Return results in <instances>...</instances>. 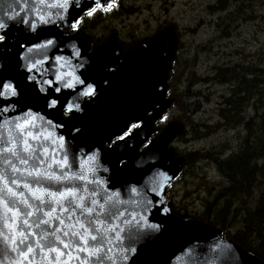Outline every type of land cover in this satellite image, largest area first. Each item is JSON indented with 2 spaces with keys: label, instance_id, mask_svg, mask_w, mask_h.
Here are the masks:
<instances>
[{
  "label": "water",
  "instance_id": "water-1",
  "mask_svg": "<svg viewBox=\"0 0 264 264\" xmlns=\"http://www.w3.org/2000/svg\"><path fill=\"white\" fill-rule=\"evenodd\" d=\"M114 2L0 0V38H4L5 51L0 60V125L11 129L14 122L31 121L35 124L29 129L33 135L51 134V140L57 141H43L50 160L66 156L72 172L87 175V190L95 189L104 213H111V219L103 223L116 228L109 234L112 243L108 245L113 248L108 254L116 257L114 264H264L238 243L224 239L214 225L178 217L166 202L167 189L184 163V157L171 146L185 126L172 122L157 141L139 149L153 132L154 117L148 116L149 112L172 103L166 99L167 79L178 48L177 35L159 31L144 40L124 57L116 76L103 85L109 77L108 68L121 58L115 38L90 54L89 40L78 36L75 27L96 6L106 8ZM88 88L95 91L85 95ZM89 96L93 97L86 100ZM63 111L80 118L64 120ZM145 118L139 129L121 138L131 123ZM40 142L29 138L34 147ZM123 163L126 168L120 167ZM53 170H57L55 165ZM19 190L29 194L26 189ZM102 196L113 199L105 203ZM29 219L31 223L35 218ZM11 223V219L5 221L0 208V264H18L20 259L19 250L12 251L15 245L7 227ZM32 230L41 231L34 225ZM46 251L38 250L29 259L40 264ZM54 255H48L44 264ZM72 257L78 258H69L68 264L85 260L95 264L96 260L83 252H73ZM65 258L59 259L63 262ZM104 264L113 262L105 260Z\"/></svg>",
  "mask_w": 264,
  "mask_h": 264
},
{
  "label": "trees",
  "instance_id": "trees-1",
  "mask_svg": "<svg viewBox=\"0 0 264 264\" xmlns=\"http://www.w3.org/2000/svg\"><path fill=\"white\" fill-rule=\"evenodd\" d=\"M257 3L264 7V0H216L207 6V11L210 15L225 12L224 18L219 19L220 21H232L238 17H242L243 22L255 21L253 4ZM134 10L136 9L132 6H123L119 0H115L111 7L96 6L90 12L91 15L88 13L80 19L79 26L77 25L78 34L88 37L91 50H97L105 39L98 43V40H93L92 33L99 27L105 15L111 18L130 16ZM261 21L264 24V17ZM114 32L109 35H113ZM223 37L228 39L230 33H225ZM248 57L250 59L247 61L245 55L236 63L213 66L207 76H197L193 70L185 80H182L181 75L174 76V62L168 73L167 98L174 99L173 106L180 111L197 114L200 109L198 101L201 99L206 103L210 101L207 95L195 90L197 85L227 87L226 92L219 96L216 103L215 124L208 126L204 123L180 120L185 124V131L176 141L186 143L187 134L191 140L198 141L218 131H237L240 140L238 147L229 153L227 145L182 154L183 169L176 182L187 172L194 175L193 168L201 161H207L216 172L219 181L205 179L203 186L209 197L208 200H204L203 211L198 218L220 229L224 239L233 240L264 261V62L259 58L255 60L254 55ZM185 70L183 66V73ZM173 79L177 84L174 85ZM196 104L197 107L191 108ZM172 210L178 217L189 216L184 207L179 209L173 205Z\"/></svg>",
  "mask_w": 264,
  "mask_h": 264
},
{
  "label": "rangeland",
  "instance_id": "rangeland-1",
  "mask_svg": "<svg viewBox=\"0 0 264 264\" xmlns=\"http://www.w3.org/2000/svg\"><path fill=\"white\" fill-rule=\"evenodd\" d=\"M123 6H132L134 13L130 16L111 18L105 15L99 27L92 33L93 40L98 43L107 39L112 31L120 36V41L136 45L141 40L153 36L159 31H169L180 35L174 76H182V80L190 76V72H196L197 76H207L213 66L223 63H236L246 55H254L264 62V24L260 20L264 17V7L253 4L255 21L243 22L238 17L232 21H220L225 12L210 15L207 6L216 0H119ZM260 2V1H259ZM249 3V2H246ZM248 11L250 9H247ZM88 24V21L86 20ZM230 33L228 39L223 35ZM183 66L186 69L183 73ZM176 79V78H175ZM174 79V85L177 81ZM177 87V86H176ZM180 87L178 88L179 91ZM196 91L209 97L206 103L199 100L200 107L197 114L191 111L182 112L176 107L169 109L166 114L164 107L156 109V117L163 122L187 121L188 123H204L213 126L217 121L216 103L219 96L226 92L227 87L218 85H197ZM174 91H176L174 87ZM192 105L191 108L198 106ZM181 122V121H180ZM162 125V124H161ZM185 142L176 141L173 148L177 154L182 155L190 151H206L225 147L227 153L239 145L237 131H218L212 136L191 140L190 135H185ZM193 174H184L167 190V200L171 206L187 209L188 219H199L203 211L204 200H208V193L203 186L207 181H219L216 172L209 166L207 161H201L193 168ZM200 220V219H199Z\"/></svg>",
  "mask_w": 264,
  "mask_h": 264
},
{
  "label": "snow or ice",
  "instance_id": "snow-or-ice-1",
  "mask_svg": "<svg viewBox=\"0 0 264 264\" xmlns=\"http://www.w3.org/2000/svg\"><path fill=\"white\" fill-rule=\"evenodd\" d=\"M94 91V88H88L85 95H91ZM55 103L52 102L53 105ZM30 128H35L31 121L22 124L14 122L11 129L7 125H0V208L3 209L5 221L12 220L7 227L12 233L11 243L15 245L12 251L20 252L18 264H33L30 255L45 249L47 251L41 256L40 264H44L46 257L51 254L55 255L48 260V264H52L53 260L55 264H68L69 258H78L72 257L73 252L95 257V264H104L105 260L114 264L116 257L108 254L113 252V248L108 245L112 243L109 234L114 233L116 228L103 223V220L111 219V213H104V204L95 198V189L91 192L87 190V184L90 183L87 175L82 171L72 172V164L66 156L63 160L49 159L43 141L57 143L51 140V134L33 135ZM29 138L41 142L34 147L29 143ZM60 147L63 148L62 142ZM45 184L48 186L45 187ZM50 188L57 190L51 191ZM19 189H26L29 194ZM101 199L109 203L113 197L102 196ZM45 208L48 210L45 211ZM33 217L35 219L30 223L29 218ZM33 225L41 229L40 233L32 230ZM16 229L19 231H14ZM38 235L39 239H34ZM60 257L66 258L61 262ZM81 264L88 262L85 260Z\"/></svg>",
  "mask_w": 264,
  "mask_h": 264
},
{
  "label": "flooded vegetation",
  "instance_id": "flooded-vegetation-1",
  "mask_svg": "<svg viewBox=\"0 0 264 264\" xmlns=\"http://www.w3.org/2000/svg\"><path fill=\"white\" fill-rule=\"evenodd\" d=\"M79 21H80V20H79ZM78 23H79V22H78ZM77 25L79 26V24H77ZM77 25H76V27H75L76 30L78 29ZM77 33H78V30H77ZM156 34H157V33H156ZM156 34H154L153 36H149L148 38H145L144 40H150V39H152ZM78 36H80V35L78 34ZM80 37H85V38H87V39L89 40V47H88V50H89V53H90V54H92V53H94V52H97L101 47H103V46L106 44V42H107L111 37H114V38H115V41H116V44H115V45H116L117 50H119V51L121 52V54H120V55H121V58L117 59V61L115 62V65L110 66V67L108 68L109 77H108V79H106V80H104V81L102 82L103 85L106 84L108 81L112 80V79L116 76V70H117V68H118L120 65H122V64L124 63V57L127 56L129 52L135 50V49L138 47V45L141 44V43L144 41V40H141V41H140L138 44H136V45H133V44L131 45V44L127 43V42L123 43V42L120 41V36L117 35L116 32H114L113 35H109V36H108V38L104 41V43L102 44V46H100V48H98L97 50H91V42H90V39H89L88 37H86V36H80ZM177 40H178V47H179V45H181V41H180V39H179V35L177 36ZM3 41H4V38H0V60H2V59L4 58V55H5V51L2 49V43H3ZM166 44H167V40H166ZM132 46H134V47L137 46V47L132 48ZM177 50H178V48H177ZM177 50H176V52H175V56H174V59H173V61H172V64L176 61ZM174 66H175V65H174ZM172 68H173V67H172ZM172 68H171V69H172ZM169 71H170V70H169ZM168 73H170V72H168ZM100 76H103V73H100ZM173 80H174V79H173ZM168 81H169V74H168V80H167V82H168ZM100 85H101V84H100ZM167 87H168V86H167ZM168 92H169V88H168L167 93H166V99L171 100L172 103L170 104V106H169L168 108L164 109V112L162 113L163 115L166 114L165 111L171 109V108L173 107V104H174V99H172V98H167V94H168ZM92 97H93V96H89V97L86 98V100H90ZM158 108H159V106L154 107V108L149 112V114H148V116L153 115V117H154V124H153V129H152L153 132H152V134L150 135V137L148 138L147 143H146L143 147H141V148L139 149V151H143L149 143L157 141V140L159 139V137H160L162 131L166 128L167 125H169V124L172 123V122H179V121H172V122H168V123H167V122H163L161 119H158V117H156V109H158ZM70 117H71V113H70V112L63 111V113H62V118H63L64 120H68V119H70ZM77 118L79 119L80 116H77ZM145 121H146V118H145V119H142V120H140V121H137V122L131 123V124L128 126V131H127V132H126L121 138L126 137V136H130V135L132 134V132H134V131H136L137 129H139V127L141 126V124L145 123ZM179 123L185 125V124L182 123V122H179ZM161 124H162V125H161ZM121 138H120V139H121ZM116 140H118V139H116ZM116 140H115V141H116ZM115 141H114V142H115ZM173 143H174V142H173ZM173 143H172V145H173ZM172 147H173V146H172ZM126 166H127L126 163L120 164V167H121V168H126Z\"/></svg>",
  "mask_w": 264,
  "mask_h": 264
},
{
  "label": "bare ground",
  "instance_id": "bare-ground-1",
  "mask_svg": "<svg viewBox=\"0 0 264 264\" xmlns=\"http://www.w3.org/2000/svg\"><path fill=\"white\" fill-rule=\"evenodd\" d=\"M78 34V33H77ZM63 91H60V93H62ZM53 97L55 98L56 96L55 95H53ZM60 107V101H59V103H58V105H57V107L56 108H59ZM71 120L72 119H76L77 117H75V115H71ZM179 137V136H178ZM85 139H86V137H84ZM177 139V138H176ZM176 139H175V142H176ZM179 155V154H178ZM182 156V155H181ZM127 171H129V168H127ZM180 176V175H179ZM175 182H176V180L173 182V183H171V185L168 187V188H170L171 186H173L174 184H175ZM168 190V189H167ZM166 195H167V192H166ZM166 202L167 203H169V201L167 200V196H166ZM170 206H171V204H170ZM171 208H172V206H171ZM173 211V210H172ZM175 214V213H174ZM176 215V214H175ZM187 219V218H186Z\"/></svg>",
  "mask_w": 264,
  "mask_h": 264
}]
</instances>
